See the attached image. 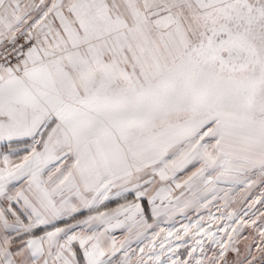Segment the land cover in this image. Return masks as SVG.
Instances as JSON below:
<instances>
[{
	"label": "snow or ice",
	"instance_id": "obj_1",
	"mask_svg": "<svg viewBox=\"0 0 264 264\" xmlns=\"http://www.w3.org/2000/svg\"><path fill=\"white\" fill-rule=\"evenodd\" d=\"M0 264H264V0H0Z\"/></svg>",
	"mask_w": 264,
	"mask_h": 264
}]
</instances>
